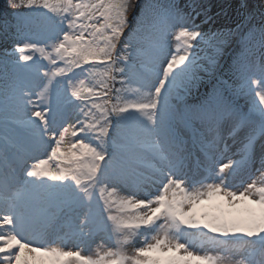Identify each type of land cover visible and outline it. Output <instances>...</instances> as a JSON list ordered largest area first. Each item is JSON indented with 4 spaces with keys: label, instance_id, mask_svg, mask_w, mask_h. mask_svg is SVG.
<instances>
[{
    "label": "snow or ice",
    "instance_id": "obj_1",
    "mask_svg": "<svg viewBox=\"0 0 264 264\" xmlns=\"http://www.w3.org/2000/svg\"><path fill=\"white\" fill-rule=\"evenodd\" d=\"M8 6L0 264H264V14L205 31L204 0Z\"/></svg>",
    "mask_w": 264,
    "mask_h": 264
},
{
    "label": "rangeland",
    "instance_id": "obj_2",
    "mask_svg": "<svg viewBox=\"0 0 264 264\" xmlns=\"http://www.w3.org/2000/svg\"><path fill=\"white\" fill-rule=\"evenodd\" d=\"M247 1L248 3L246 4V7L241 8L240 7L241 3H244L242 0H216L213 4H215L216 2H221L224 5H218L214 9L211 8L210 15L213 17V20L210 24L204 25V30L207 31L209 28H211L212 30H223V31L235 29V27L238 24H241L242 22L247 23L246 17L249 16L253 18L252 21L253 23H259L261 14H264V0H247ZM211 6L213 7V5ZM0 12H2V14L6 13V11L3 9H0ZM3 23L4 22L0 23V25ZM233 45L234 46H232V49L235 48L234 43ZM4 46L6 45H3V47ZM10 47L11 44L7 48ZM239 102L242 104L246 103V101L243 99H241ZM196 103H189V104H196ZM233 151H235V148H233ZM95 248L96 247H94V249L89 252L94 253Z\"/></svg>",
    "mask_w": 264,
    "mask_h": 264
},
{
    "label": "trees",
    "instance_id": "obj_3",
    "mask_svg": "<svg viewBox=\"0 0 264 264\" xmlns=\"http://www.w3.org/2000/svg\"><path fill=\"white\" fill-rule=\"evenodd\" d=\"M13 12H15V11H17L16 9H14V10H12ZM16 23V22H15ZM14 22H9L8 24H7V29H9V30H12L14 27H12V25H14L15 24ZM8 30V31H9Z\"/></svg>",
    "mask_w": 264,
    "mask_h": 264
}]
</instances>
